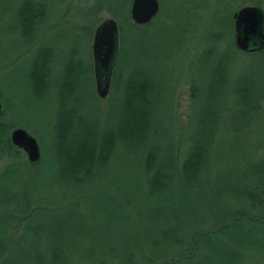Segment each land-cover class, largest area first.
I'll return each instance as SVG.
<instances>
[{
    "label": "trees",
    "instance_id": "obj_1",
    "mask_svg": "<svg viewBox=\"0 0 264 264\" xmlns=\"http://www.w3.org/2000/svg\"><path fill=\"white\" fill-rule=\"evenodd\" d=\"M1 1L0 11H14L15 27L20 37L26 40L27 48L32 47L37 38L33 26L53 9L50 0ZM64 1L58 0V3L62 5ZM110 1L76 0L84 3L83 11H90L92 15L90 21L76 28L88 39L93 34L94 25L100 23L96 15L102 7L116 23L119 47L112 66L108 95L104 99L96 96L89 65L93 103L73 97L72 79L76 81L83 73L78 68L81 63L77 62V70L65 66L57 95V113L46 127L50 139L48 151L42 152L35 163L8 160L0 170L10 169L14 173L24 169L33 174L48 163L46 167L55 172L54 180L67 188L92 185L95 175L100 177L103 172L114 168L124 173L122 184L127 191L137 187L143 196L134 192L131 198H123L122 205L128 212L120 219L121 235L88 238L86 233H75L66 244H63V236H53L50 242L44 243L43 254L29 255L27 249H23L13 264H56V260L72 250L83 251L78 248L84 245V241L100 262L115 258L125 264L138 248V253L147 249L156 254L171 249L172 257L159 264H264V136L258 131L254 141L239 138L240 131L258 125V116L264 106V97L252 84L253 78L257 82L261 76L264 49L250 54L236 50L232 14L226 24L214 23L213 27L218 26L216 29H203L199 36L197 67L185 81L190 110L186 119L180 122L174 114L176 87L170 86L171 80L156 77L153 66L160 64L168 69L166 60L170 51L165 49L182 44V38L180 41L169 39L166 34L156 43L158 47L153 53H148L144 46L140 47L135 52V63L128 64L122 72L124 31L113 8L124 10L127 24L140 29L152 27L158 21L160 11L146 25L138 26L129 18L131 0H112V6ZM240 2L260 9L261 0ZM93 5L96 7L91 11ZM164 17L168 20V16ZM26 51H21L20 55ZM232 54L245 55L260 63L250 66L240 62L237 65ZM157 55L160 56L156 59ZM49 65L46 50L39 49L30 58L26 76L30 86L37 88L32 93L38 98L50 80ZM3 110H0L2 114ZM194 115L196 119H193ZM191 119L194 127L190 125ZM187 123L190 132L186 137ZM13 129L14 125L0 117V154L23 156L21 150L10 144L9 134ZM221 134H229L231 139H223ZM213 174L218 177L214 188L210 189ZM148 198L153 201L151 209L145 206ZM25 199L21 210L3 215L6 225L18 224L17 227L11 226L10 232L19 229L21 223L31 221L33 213L42 208L40 204H49L38 202L36 198ZM78 199L75 195L61 196L58 205L72 209L78 217ZM117 208H120L119 204ZM138 209L144 210L145 214L140 220L156 226V235H150L149 227L144 228L146 235L139 234ZM132 216L136 218L134 222ZM76 224L85 228L83 221ZM0 229V264H7L11 260L6 250L9 236L4 227Z\"/></svg>",
    "mask_w": 264,
    "mask_h": 264
},
{
    "label": "rangeland",
    "instance_id": "obj_2",
    "mask_svg": "<svg viewBox=\"0 0 264 264\" xmlns=\"http://www.w3.org/2000/svg\"><path fill=\"white\" fill-rule=\"evenodd\" d=\"M9 1L5 0V3ZM111 1L109 2L110 5L113 4ZM157 1L158 11H160L159 19L155 21L152 27L144 29L130 27L126 22L124 10L113 8L116 20L122 25L124 31L121 44V71L123 72L128 64L135 63V52L140 47L144 46L148 53H153L154 49L158 47L156 43L160 42L166 34H168L169 39L174 38L180 41L182 38V44L170 45L171 49H165L170 51L169 59L166 60L168 69L165 70L160 64L153 67L156 77L161 78V80L165 79V81L169 79L171 80L170 86L174 89L176 87L174 114L180 122H183L190 110L188 85L185 81L189 79L197 67L196 61L200 52V47L198 48L199 36L203 29L208 27L211 30L216 29L218 26L213 27L214 23L226 24L229 14L231 16L240 7L250 5L246 2H240L241 0ZM1 2L4 3V0ZM51 5L53 9L48 12L45 11L47 12L46 16H42L38 22H35L33 28L37 38L35 44L28 48L25 43L26 40L20 37L15 27L14 11H0V105L1 109H4L3 114L0 112V117L8 124L14 125L15 128L25 130L33 137L38 144L40 155L49 149L50 139L47 135L49 132L47 128L52 123L55 112L57 113V95L64 77L63 69L65 66L73 70L76 69L77 62L81 63V67L78 68H81L83 73L77 76L76 81L75 78L72 79L75 89L72 91V96L85 98L86 101L89 100L90 103H93L90 97L92 87L88 72L89 65L92 71L90 56L92 35L88 39L85 33L76 31L80 24L90 21L92 15L90 11H83L84 3H77L76 0H65L62 5L58 3V0H50ZM95 7L94 5L91 6V11ZM260 10L263 11L264 15V0H261ZM164 16H168V20L164 19ZM96 18L101 22L110 16L107 10L102 7ZM160 22H163L168 28L166 29ZM94 28L95 25L92 29ZM29 48H31L30 53ZM25 49L27 51L21 56V51H25ZM39 49L49 52L51 73L49 82L45 83V87L40 92L41 97L38 98L32 93L33 90L37 91V88L33 85L30 86L26 74L29 69L30 58ZM158 56L160 55L155 56V58L157 59ZM232 56L237 65L240 62L250 66L260 63V61H254L245 55L232 54ZM262 67L259 81L256 82L253 78L252 84L255 86L254 89L264 97V63ZM64 105L66 106V103ZM193 119H196V115ZM192 124L194 127V121L191 119L190 125L192 126ZM258 131L264 136V106L261 107L258 116V125L255 124L254 127L250 128L249 126L246 130L240 131L239 138L254 141ZM189 132L187 123L185 136ZM221 135L223 139H231L229 134ZM8 160L25 161L26 158L24 154L23 156L11 154L10 157L0 154V167ZM46 164L48 163H45L37 173L33 174H29L24 169L14 173L10 169L0 170V228L4 227L9 236L6 250L11 256V260L7 264H13L14 261L18 260L21 253L24 252L23 249H27L26 253L29 255L43 254L44 243L50 242L54 238L53 236L58 238L63 236V244H66L75 233H86L88 238L121 235L120 226L122 223L120 219L128 212L122 205L123 198L125 196L131 198L132 194H135L134 192H138L137 187H133L130 192L127 191L122 184L124 173L114 168L103 172L100 177H96L98 174L95 175L91 181L92 185L85 184L81 187L76 185L66 188L54 180L55 172L49 166L46 167ZM211 177L213 183L210 189H213L214 181L217 180L218 175L213 174ZM131 186L136 185L132 184ZM70 195L79 198L76 201L79 205L78 217L72 209L58 205L61 196L68 197ZM25 198H36L38 202H48L50 205L40 204L42 208L33 213V219L25 224L21 223L20 228H16V231H11V233L9 228L11 226L17 227L18 224L11 222L10 226L6 225L3 215L10 211L16 213L21 210L26 202ZM152 202L149 201V198L146 199L145 206L151 209ZM118 204L120 208H117ZM138 210L140 214H137L136 218L139 221L137 228L141 229L139 234L146 235L144 228L149 227L150 235H156V226L146 225L140 220L141 216H145V214L144 210ZM136 218L132 216L131 220L134 222ZM77 221H83L85 228L79 227L76 224ZM152 229H154L153 233ZM83 244L78 249H82L84 252L77 249L72 250L56 260V264H121L115 258H106L105 262L97 261L90 253L87 242L84 241ZM134 251L135 254L125 264H159L174 254L171 249H165L162 254H156L147 249H141L138 253V248Z\"/></svg>",
    "mask_w": 264,
    "mask_h": 264
},
{
    "label": "water",
    "instance_id": "obj_3",
    "mask_svg": "<svg viewBox=\"0 0 264 264\" xmlns=\"http://www.w3.org/2000/svg\"><path fill=\"white\" fill-rule=\"evenodd\" d=\"M157 0H131L130 21L138 26L146 25L158 12ZM233 43L236 50L250 54L264 49V15L256 6H242L232 14ZM118 46V30L114 20L101 21L93 30L90 55L94 91L99 99L108 95L110 76ZM10 144L25 155L29 163L39 159L36 140L21 128L9 134Z\"/></svg>",
    "mask_w": 264,
    "mask_h": 264
}]
</instances>
